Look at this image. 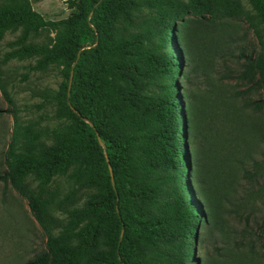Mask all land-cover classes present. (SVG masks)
<instances>
[{
    "label": "trees",
    "instance_id": "1",
    "mask_svg": "<svg viewBox=\"0 0 264 264\" xmlns=\"http://www.w3.org/2000/svg\"><path fill=\"white\" fill-rule=\"evenodd\" d=\"M246 1L253 14L241 0H67L71 13L52 21L31 0H0V42L18 33L0 57V81L1 66L12 60L33 59L32 71L55 68L61 77L42 94L55 127L21 125L11 110L0 182L27 201L46 236L45 251L24 264H198L194 252L211 206L197 186L201 155L189 149L183 44L198 25L221 30L244 21L264 34V0ZM44 32L48 41H37ZM244 61L260 92L245 104V127L264 146V41ZM206 119L202 155L205 174L215 178L224 162L215 139L221 134L215 118ZM62 177L73 187L58 200Z\"/></svg>",
    "mask_w": 264,
    "mask_h": 264
},
{
    "label": "rangeland",
    "instance_id": "2",
    "mask_svg": "<svg viewBox=\"0 0 264 264\" xmlns=\"http://www.w3.org/2000/svg\"><path fill=\"white\" fill-rule=\"evenodd\" d=\"M77 1V0H76ZM184 2L188 0H182ZM251 11L246 0H241ZM32 7L46 20L68 17L67 0H31ZM184 41L188 66L181 81L183 105L191 121L190 151L199 152L198 188L210 203L211 224L199 234L194 255L198 264H249L264 258V146L247 132L245 104L260 98L256 76L246 75L244 58L258 52L264 34L255 33L244 21H231L219 30L204 25L190 29ZM18 33L6 34L0 42V57L9 50L7 43ZM53 36V34H51ZM37 41H48L42 33ZM34 60H12L1 66V81L11 96L8 104L0 87V174L6 169L5 150L11 140L14 109L21 125L33 124L35 130L57 125L51 106L43 105L45 90H56L61 77L57 69L34 72ZM241 95L237 96V93ZM208 116L215 118V138L221 146L223 168L215 178L206 175V158L202 155L207 139ZM260 122L263 117L258 115ZM214 129V130H215ZM193 166V165H192ZM198 175V176H199ZM31 187L37 183L27 179ZM58 200L72 189L65 178L55 180ZM221 198L219 208L214 206ZM54 216L63 218L54 207ZM46 236L34 220L27 201L9 184L0 182V264H24L45 251ZM253 246V251H251Z\"/></svg>",
    "mask_w": 264,
    "mask_h": 264
},
{
    "label": "water",
    "instance_id": "3",
    "mask_svg": "<svg viewBox=\"0 0 264 264\" xmlns=\"http://www.w3.org/2000/svg\"><path fill=\"white\" fill-rule=\"evenodd\" d=\"M90 47H91V46H86V47H83V48H81V49L79 50V52H78V56H77V60L73 63V65H72V69H71V72H70L69 86H70V83H71V80H72L73 67L75 66V64L77 63V61H78V59H79L80 52H81L83 49H85V48H90ZM100 144L104 147V145H103L102 142H100ZM110 171H111V168H110ZM121 237H122V236H120V240H121Z\"/></svg>",
    "mask_w": 264,
    "mask_h": 264
}]
</instances>
